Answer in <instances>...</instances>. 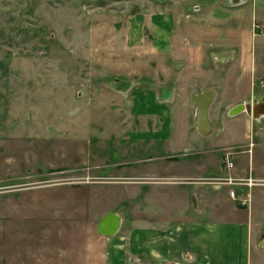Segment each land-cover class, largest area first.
Instances as JSON below:
<instances>
[{
    "label": "rangeland",
    "instance_id": "rangeland-1",
    "mask_svg": "<svg viewBox=\"0 0 264 264\" xmlns=\"http://www.w3.org/2000/svg\"><path fill=\"white\" fill-rule=\"evenodd\" d=\"M168 58H197L201 71L191 78ZM142 87L161 104L177 91L179 110L184 99L213 91L211 135L196 132L194 115L193 130L180 128L183 145L200 154L184 164H207L215 175L214 160L225 170L226 152L234 162L243 153L211 151L244 132L230 109L264 98V0H0V264H102L106 241L96 226L108 212L121 217L114 245L129 242L136 200L143 204L137 184L145 183L144 197L155 184L176 182L166 177L172 158L164 145L131 135L164 131L153 124L152 105L136 117L125 103L127 90ZM121 119L130 126L120 128ZM254 122L263 141L264 117ZM125 167L159 177H129L135 173ZM252 245L259 264L263 252Z\"/></svg>",
    "mask_w": 264,
    "mask_h": 264
},
{
    "label": "crops",
    "instance_id": "crops-1",
    "mask_svg": "<svg viewBox=\"0 0 264 264\" xmlns=\"http://www.w3.org/2000/svg\"><path fill=\"white\" fill-rule=\"evenodd\" d=\"M230 2L236 3L238 0H230ZM168 59V62L170 60L176 63L179 60V62H183L184 65L180 73H189L188 76L191 78H193V71H201V68H197V65H199L197 58V60L195 58ZM168 72L173 73L175 70L169 67ZM185 78L183 79L180 76L178 80L180 82L183 79L187 83ZM144 90L143 87L132 89L129 93H127V90L125 103L135 107L132 112L136 117L145 115V105H152L153 124L161 123L164 126V131H157L149 135L143 132L131 133V135L134 136L136 143L147 141L149 144L161 142L164 145L167 154H171V156L164 158H172V160L167 161L168 171H171V173L166 174V177L176 182L163 183L160 184L161 186L155 184L159 188L151 187L152 194H146L144 197L145 183L137 184L136 197L142 196L143 204L141 205L140 199L136 200L134 230L126 232V236H124L125 239H129V242H120V247H117L114 245L116 234L109 237L102 236L106 241L105 250L102 254V264H256L252 261L251 247L254 241H258L264 233V186L256 190L249 207H241L238 202L228 196L227 188H216L203 184L201 182L203 179L220 177L225 171L214 160L213 168L216 169V174H213L215 175H207L209 173L207 164L203 167L196 166V163L192 161L188 165L184 164L186 159L190 160L193 158L192 156L197 157L200 155L197 151L188 150L183 145V140L188 133L183 134L180 131L183 126H186L188 130L191 129L190 116L194 115L195 117V111L191 104H188L184 99L182 109H180L184 111V120L178 119L177 113L180 110L176 106V102L180 95L177 91H168L166 97L162 99V102L165 103L161 104L158 101V95L154 92L150 93L149 91L147 97H143ZM200 93L202 91H199ZM187 105L191 107V110L188 109ZM134 116H132L133 119ZM238 117L243 118L244 132L242 136L233 137L230 143L217 145L211 151L224 150L229 146L242 148L243 153L236 155L235 162L233 157L234 168L229 174L233 177H245L252 174L264 180V140H256L257 132L254 129V121L259 119L253 120L251 118L248 120L245 116H242V113L235 116V118ZM137 121L140 125H143L142 118H138ZM119 122L120 128L123 123L130 126L127 120ZM221 124L223 126V123ZM194 129L196 130L195 125ZM120 133H122L121 130ZM251 133L254 135L251 136ZM255 152L257 153V159L254 157ZM204 154H207V152H204ZM178 156H185L186 158L180 161ZM149 162H153L150 156L144 159V163ZM193 167L199 169L192 170ZM187 168L190 170H186ZM123 169H129L132 173H135L134 175L130 173L129 177L136 179L143 180L144 177H149V175L159 177V174L152 172L150 169L139 171L137 168L125 167L122 168V171ZM127 174L125 173L126 176H128ZM168 184L178 185V188L167 191ZM172 193L180 196V199L170 201L173 200L170 196ZM167 195L169 196L167 200H163ZM24 205L26 206V204ZM140 206H142V210ZM11 235L9 231L8 236L12 237ZM123 244H125V247L122 246ZM128 245L130 248L127 247ZM257 254L259 264L260 261L261 264H264V257L260 254L259 249Z\"/></svg>",
    "mask_w": 264,
    "mask_h": 264
},
{
    "label": "water",
    "instance_id": "water-1",
    "mask_svg": "<svg viewBox=\"0 0 264 264\" xmlns=\"http://www.w3.org/2000/svg\"><path fill=\"white\" fill-rule=\"evenodd\" d=\"M158 3H164L166 0H155ZM213 92L204 91L198 95H194L190 99V104L195 111L194 125L196 131L201 136H208L213 132V125L209 120V109L213 101ZM237 104L229 111L230 116H235L246 112L253 120L264 117V98L249 103ZM121 227V217L114 213L108 212L97 223L96 232L101 236H114ZM258 246L264 255V233L258 240Z\"/></svg>",
    "mask_w": 264,
    "mask_h": 264
},
{
    "label": "built area",
    "instance_id": "built-area-1",
    "mask_svg": "<svg viewBox=\"0 0 264 264\" xmlns=\"http://www.w3.org/2000/svg\"><path fill=\"white\" fill-rule=\"evenodd\" d=\"M226 152L223 157L225 172L220 177H209L201 182L216 188H227L228 196L238 202L241 207H249L256 190L264 186V180L248 174L245 177H233L229 174L234 168L232 154Z\"/></svg>",
    "mask_w": 264,
    "mask_h": 264
},
{
    "label": "bare ground",
    "instance_id": "bare-ground-1",
    "mask_svg": "<svg viewBox=\"0 0 264 264\" xmlns=\"http://www.w3.org/2000/svg\"><path fill=\"white\" fill-rule=\"evenodd\" d=\"M246 105H245V103H244V107H245Z\"/></svg>",
    "mask_w": 264,
    "mask_h": 264
}]
</instances>
